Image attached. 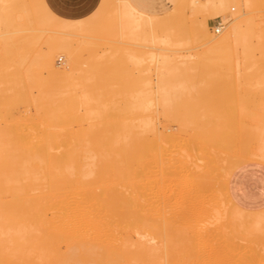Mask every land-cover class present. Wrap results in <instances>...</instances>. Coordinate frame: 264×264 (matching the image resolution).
Instances as JSON below:
<instances>
[{"label": "rangeland", "instance_id": "rangeland-1", "mask_svg": "<svg viewBox=\"0 0 264 264\" xmlns=\"http://www.w3.org/2000/svg\"><path fill=\"white\" fill-rule=\"evenodd\" d=\"M166 2V10L159 14L167 19L165 26L158 24L159 30L154 28L157 32H152L148 25L146 33L139 30V34L127 26L125 16L121 15L122 0H103L99 9L81 19L56 15L45 0H0V143H9V139L11 142L15 131H20L19 134L22 131V137L29 138L30 118L35 112L31 98L39 93L42 81L47 80L40 57L47 51L50 38L61 37L62 32L78 49L84 40L94 42L95 47L89 52L83 50L85 53L79 49L84 70L77 76L80 85L66 87L63 96L56 92L55 97L71 100L76 112H86L81 104L85 91L94 96L107 93L108 112L121 113L122 119L133 113L139 117L147 115L155 126L147 127L150 134L146 131L149 134L145 135L146 140H157L155 145L161 143V149L158 146L155 149L158 147L159 154L162 150L164 156L160 163L148 165L149 205L146 204L150 206H147L148 223L152 221L149 225L153 229H147L150 236L147 240L155 243L143 245L147 257L140 255V246L135 242L116 244L122 250L121 257L118 256L121 259L106 257L103 242L96 256H92L95 255L92 251L88 252L90 255L83 252L60 255L66 246L58 242L54 247L60 252L43 242L33 248L32 242L42 238L41 231L33 227L38 228L41 222L33 220L32 211L27 209L20 214L21 252L15 259L1 260V264H264V211L241 209L234 183L240 168L264 165V0H249V8L241 4H246V0H239V5L238 0H230L224 8L219 5L193 8L186 0ZM240 13L249 22L235 41L221 49L213 44L208 46L212 38L221 37L225 28L229 29ZM220 21L225 28L216 34L213 27ZM204 22L208 34H198ZM165 28L172 30V36L168 35L171 30ZM165 55L171 58L164 62L161 57ZM55 63L58 69H67V54L59 52ZM246 67L251 71H244ZM148 87L153 89L150 94ZM153 95L154 102L150 103ZM119 124L113 128H119ZM164 132L177 139H166ZM253 170L250 166V172ZM243 172H239L237 181L248 187L241 178ZM113 188L124 189L116 184ZM157 222H162L163 227ZM180 235L188 240L180 242ZM188 249H195L191 250L194 255Z\"/></svg>", "mask_w": 264, "mask_h": 264}, {"label": "bare ground", "instance_id": "bare-ground-1", "mask_svg": "<svg viewBox=\"0 0 264 264\" xmlns=\"http://www.w3.org/2000/svg\"><path fill=\"white\" fill-rule=\"evenodd\" d=\"M122 1L123 11L120 14L125 16L126 24L131 27V30L134 29L138 32L144 30L143 33H146L148 25H150L149 29L152 32H157L154 28L158 24L160 27L165 26L167 19L163 16L140 13L127 0ZM229 1L186 0L193 8L204 5L206 7L219 5L224 8ZM237 4H240L239 0ZM241 4L246 8L250 7L249 0H246V4L245 2ZM113 13L117 14L114 11ZM243 15L244 13L238 14L231 21L230 27L228 26L229 29L226 30V27L225 33L221 37L212 38L207 45L213 44L212 46L215 48L221 49L235 41L244 25L246 26L249 22L248 19H242ZM154 19L157 21H155V27L153 25ZM165 30L171 29L165 28ZM168 32V35L172 36V30ZM59 34H62L61 37L50 38L47 51L43 52L40 57V65L47 73V80L42 81L38 89L39 93L31 98L35 112L30 118L29 138H25V136L23 138L22 131L19 134L20 131H15L12 127L14 130L11 132H15L11 136L15 135V137H12L11 142L9 139V143L4 140L5 143H0V261L5 258L15 259L21 252L18 246L19 240H22V232L19 230L20 214L27 209L32 211L33 215L31 217L33 220L41 222V226H38V228L33 227L35 230L41 231L42 236L40 240L35 239L32 242L31 246L33 248L40 247L43 242L52 249L58 250L59 248L54 247V243L58 242L66 246V250H63L62 253L58 250L60 255L66 256L76 252L82 255L81 252L86 254L92 251L95 254L92 256H96L98 255L97 250L103 242L105 248L107 247L105 256L115 259L118 256L121 257L122 252L118 247L119 245L116 246L117 243L135 242L139 244L138 246L141 249L136 248V250L139 249L140 255H144L146 249L143 245L146 244L147 246L152 241L148 242L150 236L147 234V229H153V226L149 225L152 221L148 223L150 216L148 217L149 211L147 212V206L149 205L146 199L148 165L150 163H160L161 158L164 157L162 156V150L161 154L158 153L159 151L156 153L158 147L161 149V143L155 145L157 140L155 142L151 138H147L150 139L149 142L146 140L147 127H151L154 123L150 124L147 115L139 117L131 112L133 114L129 118L122 119L123 115L121 113L115 115L113 112H108L109 99L107 93L94 96L95 94L92 92L85 91L81 104L86 107V112H76V106L71 100L66 101L63 98H56V92L63 96L66 87L80 85L77 76L84 70L80 65L82 57L79 49L82 53H85L83 50L89 52L91 48L95 47L94 42L84 40L83 45L78 49L71 40L63 37L66 33L59 32ZM198 34H208L207 22L199 26ZM109 49H112V47ZM62 51L67 54V61L69 62L67 69L56 67L55 57ZM111 54L112 52L110 57ZM161 58L165 62L171 56L165 55ZM252 58L254 59V56H251ZM91 60H88V63ZM246 61L247 58L245 57L244 62ZM184 69L186 70V68ZM248 70L251 71L249 68ZM248 70L246 67L244 71L247 72ZM147 85H151V82ZM148 89L150 90L149 87ZM149 90L150 94L153 89ZM154 98V95L150 97L149 102L153 103ZM116 124H119L120 127L116 128L114 126L113 128V125ZM75 126L81 128L75 129ZM16 130L18 129L16 128ZM5 132H8V130ZM113 133L115 134L114 137ZM148 133L150 134V132ZM151 133H153V130H151ZM157 133L159 134L158 130ZM153 137H156V135ZM165 137L168 139L174 136L171 137L169 134L168 136L165 134ZM165 137L163 136L164 139L162 138V140L165 141ZM78 139L86 140V142L78 143L76 142ZM156 146L158 147L155 149ZM177 166L179 167V165ZM113 184L124 187V189H115ZM155 227L157 228V226ZM191 228L189 227V229ZM179 229L181 230V227ZM193 231L196 234L198 233L195 230ZM178 232L180 233V231ZM182 233L184 234V231ZM185 233L187 234V232ZM176 235L178 236V234ZM180 236L182 237V235ZM192 236L194 238L195 235ZM181 237L176 239L178 243L181 239L180 242L188 240L186 237ZM152 238L155 237L151 236ZM190 238L188 242H190ZM195 240L197 239L195 238ZM153 243H155V240L151 244ZM121 247L123 246L121 245ZM148 247V250L153 249ZM127 249L129 250V248ZM194 250L193 252L196 251ZM193 252H190L191 255H194ZM135 254L137 255V253ZM131 255L133 254L131 253ZM148 256L149 259L150 253H148ZM144 257H147V255H144ZM144 257L141 256L140 258ZM125 258L127 259L126 256ZM120 262L122 261L119 260Z\"/></svg>", "mask_w": 264, "mask_h": 264}, {"label": "crops", "instance_id": "crops-1", "mask_svg": "<svg viewBox=\"0 0 264 264\" xmlns=\"http://www.w3.org/2000/svg\"><path fill=\"white\" fill-rule=\"evenodd\" d=\"M127 1L138 12L151 15L161 14L166 10L167 5L166 0ZM45 2L53 13L62 18L81 19L99 9L103 0H45ZM250 166L254 167V172H250ZM241 170L245 171L241 174V178L247 182L248 187L238 184L237 175ZM234 183L238 191V202L241 209L248 212L264 211V165L249 164L240 168L235 174Z\"/></svg>", "mask_w": 264, "mask_h": 264}, {"label": "built area", "instance_id": "built-area-1", "mask_svg": "<svg viewBox=\"0 0 264 264\" xmlns=\"http://www.w3.org/2000/svg\"><path fill=\"white\" fill-rule=\"evenodd\" d=\"M224 28H225V24L222 21H220V22L216 23V25L213 27V31L216 34H220L224 30ZM59 63L60 64L63 63V58L59 59Z\"/></svg>", "mask_w": 264, "mask_h": 264}]
</instances>
